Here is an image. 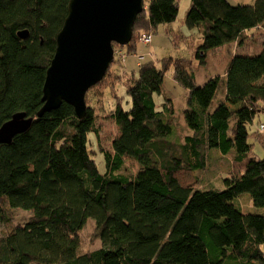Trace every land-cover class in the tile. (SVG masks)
<instances>
[{
	"label": "trees",
	"instance_id": "trees-1",
	"mask_svg": "<svg viewBox=\"0 0 264 264\" xmlns=\"http://www.w3.org/2000/svg\"><path fill=\"white\" fill-rule=\"evenodd\" d=\"M69 3L0 0V128L18 113L34 118L28 132L0 145V264H264V215L235 203L247 194L264 209V158L249 143L255 135L264 148L259 127L249 132L264 113V0L251 6L191 2L185 24L202 36L196 55L202 66L212 50L233 42L262 46L259 54L234 56L225 81L216 76L199 86L192 60L165 58L140 64L137 76L110 68L89 90L87 101L94 91L104 97L109 90L116 103L111 117L118 134L109 149L101 148L105 172L90 149L91 135L99 140L94 108L88 106L82 120L66 103L37 117ZM145 7L125 46L135 56L142 35L173 25L179 14L178 0H149ZM259 27L262 33L249 35ZM23 31L29 33L25 40L18 35ZM171 67L175 82L188 92L185 121L191 134L182 142L168 139L173 101L167 99L159 111L155 100ZM120 82L129 109L118 96ZM221 85L226 98L212 111ZM208 149L231 153L238 168L223 178L224 190L197 187ZM127 159L137 162V172L124 171ZM17 209L31 212L23 226L13 225L11 212ZM89 219L100 246L84 251L81 232Z\"/></svg>",
	"mask_w": 264,
	"mask_h": 264
},
{
	"label": "rangeland",
	"instance_id": "rangeland-1",
	"mask_svg": "<svg viewBox=\"0 0 264 264\" xmlns=\"http://www.w3.org/2000/svg\"><path fill=\"white\" fill-rule=\"evenodd\" d=\"M230 4L234 6H251L254 5L256 0H228ZM179 2V1H178ZM192 0H181L179 3V14L177 21L173 25H160L158 29L153 34V42L150 46H146L138 43L137 56L129 53L128 47H122L121 50L125 54H130L124 63H119L115 59V62L111 65V71L123 76H132L135 74L137 76L140 64L144 62L154 61L159 64L163 59L173 58L192 60L193 62V73L195 74L196 81L199 86H203L210 79L221 76L224 77L223 81L226 80V72L228 70L230 61L236 55L245 54H259L262 51V46H256L255 52H252L250 48V41L246 40L234 49L232 45L235 43L228 44L217 50H212L208 55V64L202 66L200 62L196 59L197 51L203 43L202 36L199 30L190 29L185 24V19L187 12L190 8ZM145 5L149 4V0H145ZM247 42V43H246ZM246 43V44H245ZM138 56H144L143 61H139ZM120 58V57H119ZM109 71V70H108ZM124 79V77H121ZM105 79V78H104ZM128 80V77L124 80ZM103 82V81H102ZM117 83V84H121ZM116 84V85H117ZM99 85V84H98ZM104 89V87L102 88ZM106 89H104L105 91ZM223 85L219 88V91L213 100L210 110L214 111L220 103L225 100V92ZM224 92V94H222ZM118 96L123 99V107L125 109L130 108V98L127 94L126 87L124 85H119L117 87ZM91 101H87V105L94 108L96 116V128L99 131V143L95 135H91L90 149L94 151V160L97 161L99 169L101 172H105V160L102 149H109L113 139L118 134V128L112 119L111 115L116 107L115 100L111 94V91L107 90L104 97H98L97 93L94 91L93 95H90ZM103 98V99H102ZM101 99L103 100L101 102ZM167 99L173 101V112L174 116L172 118L173 122V134H171L168 139L175 142H182L187 134H191L189 131L186 121H185V111L187 108L188 92L179 86L174 80V69L171 67L165 75L163 94L156 96L158 110L164 111V105ZM100 100V101H99ZM166 117V115H165ZM264 122V113L259 114L254 124L249 128L250 133H255L257 131L258 125ZM249 143L254 145V153L259 158H264V148L258 141L255 135H252L249 139ZM233 156L231 153L224 155L218 149L207 150L206 151V166L203 171L196 173L198 176V188L202 190L207 189H219L224 190L225 184L223 181L224 177H229L237 172L238 168L233 167L232 164ZM139 165L134 159H127L125 164V172H137ZM237 205L241 206L242 211L255 214H263L264 209L258 208L254 205L249 195L244 194L236 202ZM13 225L23 226L25 221L31 216V212L24 210H13L11 212ZM4 231L3 224L0 223V237ZM94 234V221L89 219L85 228L81 232L82 239V250H92L100 246V243L96 241L93 237ZM229 261L227 264H242V262ZM258 264V263H253Z\"/></svg>",
	"mask_w": 264,
	"mask_h": 264
},
{
	"label": "water",
	"instance_id": "water-1",
	"mask_svg": "<svg viewBox=\"0 0 264 264\" xmlns=\"http://www.w3.org/2000/svg\"><path fill=\"white\" fill-rule=\"evenodd\" d=\"M146 9L145 0H70L37 117L66 103L78 119H85L89 90L104 80L114 63V45L131 44L136 20ZM18 35L22 40L29 37L27 31ZM33 122L25 113L15 114L0 128V145L11 144L16 136L28 132Z\"/></svg>",
	"mask_w": 264,
	"mask_h": 264
},
{
	"label": "built area",
	"instance_id": "built-area-1",
	"mask_svg": "<svg viewBox=\"0 0 264 264\" xmlns=\"http://www.w3.org/2000/svg\"><path fill=\"white\" fill-rule=\"evenodd\" d=\"M139 41L143 44L150 45L153 41V36L152 35H142ZM117 56H120L122 61L125 62L129 55L125 54L120 48H116L115 49V57H117ZM134 56H135V54H134ZM138 60L143 61L144 56H138ZM258 127H259L260 133L264 136V123L260 124Z\"/></svg>",
	"mask_w": 264,
	"mask_h": 264
},
{
	"label": "crops",
	"instance_id": "crops-1",
	"mask_svg": "<svg viewBox=\"0 0 264 264\" xmlns=\"http://www.w3.org/2000/svg\"><path fill=\"white\" fill-rule=\"evenodd\" d=\"M179 1V3H180V1L181 0H178ZM255 32H259V33H262L263 32V27H259L258 29H255V30H253V31H251V32H249V35H251V34H253V33H255ZM247 43V42H246ZM245 43V44H246ZM241 43L239 42V41H237V42H235L233 45H232V47L235 49L236 48V50H237V47H235L236 45H240ZM250 45V44H249ZM259 46H261V45H259ZM254 50H255V47L252 49V52H254Z\"/></svg>",
	"mask_w": 264,
	"mask_h": 264
},
{
	"label": "clouds",
	"instance_id": "clouds-1",
	"mask_svg": "<svg viewBox=\"0 0 264 264\" xmlns=\"http://www.w3.org/2000/svg\"><path fill=\"white\" fill-rule=\"evenodd\" d=\"M116 48H114V50H115Z\"/></svg>",
	"mask_w": 264,
	"mask_h": 264
}]
</instances>
